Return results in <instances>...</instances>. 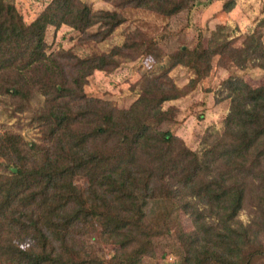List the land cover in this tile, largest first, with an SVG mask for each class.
Instances as JSON below:
<instances>
[{"label": "trees", "instance_id": "obj_1", "mask_svg": "<svg viewBox=\"0 0 264 264\" xmlns=\"http://www.w3.org/2000/svg\"><path fill=\"white\" fill-rule=\"evenodd\" d=\"M190 2L116 0L114 6L171 18ZM233 7L230 1L223 10ZM124 22L116 10L51 0L25 24L12 4L0 0V96L8 97L16 112L26 109L34 93L49 101L32 119L43 125L45 145L0 133V160L8 173H0V264H143L153 257L152 237L170 231L167 209L157 215L155 209L175 204L189 213L194 226L178 234L180 264H264V86L253 88L239 77L224 82L228 113L222 131L201 152L160 129L174 112L161 105L187 95L208 77L214 57L220 65L264 71V20L238 48L220 31L212 32L206 44L199 35L191 50L178 47L167 54L158 75L142 77L129 108L115 109L85 99L83 82L93 71H113L117 56L135 53L160 62L166 53L157 42L132 32L109 54L71 58L66 65L74 74L68 80L49 64L45 34L49 27L67 25L80 33L98 28L105 38ZM177 65L195 74L185 89L166 76ZM68 98L83 103L70 107ZM76 177L87 180L86 189L74 183ZM252 196L259 222L244 226L236 217ZM206 213L214 216L210 224L203 221ZM93 235L109 241L116 254L100 258L89 242Z\"/></svg>", "mask_w": 264, "mask_h": 264}, {"label": "rangeland", "instance_id": "obj_2", "mask_svg": "<svg viewBox=\"0 0 264 264\" xmlns=\"http://www.w3.org/2000/svg\"><path fill=\"white\" fill-rule=\"evenodd\" d=\"M51 0H6L12 4L25 24L31 23ZM89 5L92 10H116L122 12L126 22L119 25L105 38L103 31L98 28L89 29L80 33L67 25L58 28L49 27L45 34L47 45L46 55L51 57V67L58 74L70 79L74 69L66 65L71 58H85L90 55L109 54L114 48L121 47L128 34L136 35L138 39L152 38L166 55L158 63L149 57L130 53L129 55L115 57L118 66L113 71H93L82 84V94L88 100H100L109 103L115 109H127L138 98L139 82L144 75H158L160 66L167 60V54L172 53L180 46L192 49L199 35L206 38L212 32H221L222 36L233 42V46H241L245 37L251 34L261 20H264V0H192L189 8L174 17H164L150 11L135 10L128 6L121 9L114 6L112 0H80ZM232 1L234 7L230 12H225L223 6ZM262 33V46L264 49V24L260 27ZM65 55H70L64 58ZM73 61V60H70ZM212 69L208 77L202 79L196 86L189 90L187 95L179 99L164 102L163 111L172 109L171 119L162 124V131H169L179 138L192 151L201 152L211 141L213 135L220 133L223 119L229 109V91L223 85L226 80L241 78L251 87L264 86V71L251 66L245 69L233 64L220 65L218 57L212 59ZM60 71V73L58 72ZM26 78V74L24 75ZM173 84L179 89H185L189 82L195 78L194 72L186 67L177 65L166 74ZM29 86V85H28ZM71 88L73 85L71 84ZM54 97V93H50ZM47 96L34 93L28 106L23 112H16L11 101L6 96H0V133L4 131L18 134L27 144L37 147L45 145L43 125L33 122L34 116L43 109H47L49 101ZM55 105L58 101L53 102ZM67 105L77 108L82 100L67 99ZM204 141L206 143L204 144ZM0 173L8 174L7 167L0 160ZM74 183L81 189L88 186L87 180L76 177ZM188 201L192 199L187 198ZM161 205V204H160ZM253 196L247 198L236 220L247 226L254 221L259 222L257 207ZM200 211L205 210L200 204ZM169 213L172 218L170 231L152 237L153 257H145L143 264H180L183 249L178 241L180 232H191L194 229L193 218L189 213L175 206L155 209L157 212ZM153 216V215H152ZM209 213L204 215L203 221L210 224L214 221ZM255 232L257 230L253 229ZM264 230V229H263ZM261 232V231H260ZM264 244V235H262ZM92 250L103 260H109L116 254V248L110 245L105 238L93 235L89 241ZM105 264V263H104Z\"/></svg>", "mask_w": 264, "mask_h": 264}]
</instances>
